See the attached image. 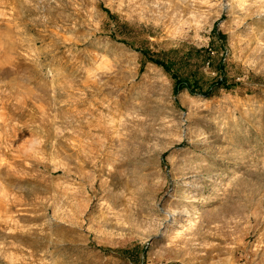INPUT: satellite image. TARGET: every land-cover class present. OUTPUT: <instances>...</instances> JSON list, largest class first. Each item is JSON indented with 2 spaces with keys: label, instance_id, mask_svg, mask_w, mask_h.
Instances as JSON below:
<instances>
[{
  "label": "rangeland",
  "instance_id": "374dc122",
  "mask_svg": "<svg viewBox=\"0 0 264 264\" xmlns=\"http://www.w3.org/2000/svg\"><path fill=\"white\" fill-rule=\"evenodd\" d=\"M156 1L1 7L22 25L0 19V264H264V0L139 2ZM115 103L151 126L148 151L69 159L75 125ZM191 202L186 226L165 220ZM41 227L42 246L8 235Z\"/></svg>",
  "mask_w": 264,
  "mask_h": 264
},
{
  "label": "bare ground",
  "instance_id": "6f19581e",
  "mask_svg": "<svg viewBox=\"0 0 264 264\" xmlns=\"http://www.w3.org/2000/svg\"><path fill=\"white\" fill-rule=\"evenodd\" d=\"M140 0H131L129 2L127 8L131 9V11H134L135 8H139L142 13L146 14L148 12H158L161 9H163L165 6L162 2H154L152 4L145 2L143 4L142 2H139ZM240 1V0H235ZM12 4L17 7H21L22 2L20 0H0V19L4 21H8L9 25L7 29L5 30L6 34H15V26L22 25V19H18L17 16H20V12L18 9L13 10L11 9L8 12L4 11L5 6ZM27 7V6H26ZM137 8V9H138ZM176 9V8H175ZM178 9V6H177ZM25 12L29 13L30 10L28 8L25 9ZM31 13H34L31 11ZM58 16L55 14V17L53 14H50L47 16H44V19L41 22H37L38 24L44 25L45 23H48V26L57 25L59 22ZM49 32V31H48ZM4 33V32H2ZM64 40H60V42H63ZM59 43V42H58ZM78 44L75 43V48H78ZM118 104L115 103L114 105H108L105 108L106 114L103 115H97L94 119L88 120L84 122L83 124L75 125L74 131L80 132V137L76 136L75 141L76 143L71 142V147H74L75 149H72V153L68 155L69 159L72 160H78L77 163L84 164L85 160L81 158L82 153H84L85 149H88L89 154H92L93 152L98 153L99 157H105L108 156L110 151L116 152L117 154L126 155V157H129V159L137 161V156L143 155V152L148 151V139L146 134L148 135L149 131H152L151 126L144 127V123L137 119L135 116L131 115L124 118L115 117V112L118 111L117 109ZM90 113H92V110H90ZM48 119H44L42 124L40 125L42 128H44L47 123ZM139 127V129H137ZM86 130V131H85ZM146 132V133H145ZM45 134L48 135V131H45ZM73 134V133H72ZM158 136V135H157ZM205 136V135H204ZM86 137L95 139L92 143L84 142V139ZM83 138V140H82ZM102 138V139H99ZM131 140H136L137 145H130ZM73 143V144H72ZM47 145L46 141L41 144L40 148L45 147ZM52 145V144H51ZM80 152H82L80 154ZM142 152V153H141ZM141 153V154H140ZM86 156H88L86 153H84ZM34 166H38L39 162L37 160H34L33 163ZM236 167V166H235ZM59 170L56 169L52 172V174H59ZM192 175H189L183 183V186L185 188V200L195 201L199 200L193 198L195 195L198 194V189L202 186V184H199L198 181H195L191 179ZM36 179V177H35ZM45 190V187L43 188ZM44 203L40 202L36 207L28 208L26 211H32L34 210H43L44 209ZM195 212V204L189 203L182 211L176 210V209H170L166 213V219L168 220L171 218L172 226L175 228H183L186 226L189 221L190 217L193 216ZM42 215H34L31 218L37 219L40 218ZM25 219H30V217H26ZM51 221H49L50 223ZM7 222L4 221L3 224L0 222L1 226H6ZM45 227H41L39 230L36 231L33 228H29L25 231L21 230L20 228H16L13 233H9L8 235L15 236V237H21L25 239L26 242L32 243V240L30 238L31 234H35L37 240L34 242L37 246H42L48 241V239H52V234L44 233ZM52 241V240H51Z\"/></svg>",
  "mask_w": 264,
  "mask_h": 264
},
{
  "label": "trees",
  "instance_id": "16d2710c",
  "mask_svg": "<svg viewBox=\"0 0 264 264\" xmlns=\"http://www.w3.org/2000/svg\"><path fill=\"white\" fill-rule=\"evenodd\" d=\"M157 65L162 66L171 76L173 79H175L176 83L182 85L183 83L181 81H179V79L176 77V74L174 72L171 71V69L162 61L158 60V59H154L153 60ZM179 81V82H178ZM190 93H194V91L191 89Z\"/></svg>",
  "mask_w": 264,
  "mask_h": 264
}]
</instances>
